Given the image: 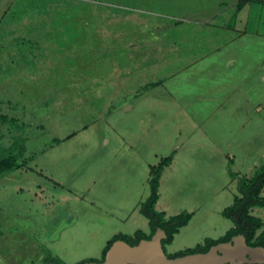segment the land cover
<instances>
[{"label": "rangeland", "instance_id": "374dc122", "mask_svg": "<svg viewBox=\"0 0 264 264\" xmlns=\"http://www.w3.org/2000/svg\"><path fill=\"white\" fill-rule=\"evenodd\" d=\"M237 1L0 0V149L19 165L0 177V264L100 259L173 151L156 210L192 216L166 253L233 227L229 172L264 164V47Z\"/></svg>", "mask_w": 264, "mask_h": 264}, {"label": "trees", "instance_id": "16d2710c", "mask_svg": "<svg viewBox=\"0 0 264 264\" xmlns=\"http://www.w3.org/2000/svg\"><path fill=\"white\" fill-rule=\"evenodd\" d=\"M249 0H238L237 10H241ZM175 152H171L168 156L159 160L152 166L149 171L147 180L149 195L139 204L138 212L148 221L150 233L145 234L140 230L135 231L132 235L117 234L111 237L102 249L100 259H85L75 264L98 263L104 259V256L113 242L121 240L130 246L137 245L141 240H149L157 229L164 231L166 238L162 241V247L170 245L173 237L178 233L179 229L185 226L190 220L192 213H180L173 217L165 219L164 212L155 210V204L158 200L159 179L165 167L169 166ZM19 169L15 156L9 152L0 149V177L3 174L13 172ZM230 177L236 180V190L238 195L234 196L232 204L224 208L221 212L222 216L232 221L233 227L218 239L207 238L202 245H196L194 248L185 249L174 254H167L168 258L182 257L189 254L205 253L210 247L219 243L228 242L233 236L244 235L247 245L251 247H264V232L255 237L256 232L262 228L263 222L250 214L253 207L264 208V195L261 191L264 187V164H262L250 178L244 176L239 177L229 172ZM56 264H65L60 259L56 260Z\"/></svg>", "mask_w": 264, "mask_h": 264}, {"label": "water", "instance_id": "95a60500", "mask_svg": "<svg viewBox=\"0 0 264 264\" xmlns=\"http://www.w3.org/2000/svg\"><path fill=\"white\" fill-rule=\"evenodd\" d=\"M165 238L164 231L157 229L149 240H141L134 246L118 240L112 243L101 262L84 264H264V247L247 245L244 235L233 236L205 253L176 258H168L163 250Z\"/></svg>", "mask_w": 264, "mask_h": 264}, {"label": "crops", "instance_id": "0c3cea01", "mask_svg": "<svg viewBox=\"0 0 264 264\" xmlns=\"http://www.w3.org/2000/svg\"><path fill=\"white\" fill-rule=\"evenodd\" d=\"M219 4V3H218ZM217 4V5H218ZM255 6H257V4L256 3H254L253 1L252 2H248L243 8V10L244 11H246V22H245V24H246V28H247V40L245 41V46L246 47H248V48H252L253 47V45H252V43H253V41H255L257 44H262V46L264 47V11H263V13L261 14V17L262 18H258V17H256L257 16V11H259V9H257ZM242 11V10H241ZM260 23L262 24V26L260 25ZM239 41H232L231 42V45L232 46H235L236 45V47H239ZM244 46V47H245ZM237 60H238V58L237 59H235V60H233V61H231V62H227V60H226V65H228V64H231L230 65V67H232L233 65H236V63H237ZM262 63L264 64V57H263V59H262ZM262 64V65H263ZM259 74H260V76L261 75H264V67H263V69L261 70V72H259ZM262 80H264V76L262 77ZM126 147L128 146L127 144H126V142L124 141V143H123ZM130 145V144H129ZM128 149L129 150H131V149H133V148H130L129 146H128ZM177 153H178V151L174 154V156H173V159H172V161H171V163H170V165L169 166H167V167H165L164 169H163V171H162V174L164 173V171L167 169V168H169L171 165H172V163L175 161V158H176V155H177ZM161 174V175H162ZM148 195H149V188H148V194L147 193H143L141 196H138L137 198H136V207H139V204L141 203V202H143L147 197H148ZM158 201V200H157ZM232 204V203H231ZM156 205H157V202H156V204H155V210H156ZM252 209V208H251ZM251 209H250V214H251ZM157 211V210H156ZM158 212H163V211H158ZM139 213V212H138ZM141 216V215H140ZM130 218V215L128 214V212H126L125 214H121V218L119 219V218H116V219H118L119 221H123V222H127L128 221V219ZM139 218V217H138ZM142 218H144V217H142ZM165 219H167V217L165 216ZM139 227H138V229L137 230H140V231H142L143 233H145V234H149L150 233V229H149V225H148V221L144 218V219H141V218H139ZM189 222V221H188ZM263 222V221H262ZM188 224V223H187ZM187 224L185 225V226H183L182 228H184V227H186L187 226ZM263 226H264V222H263ZM263 226H262V229H263ZM137 230H135V231H137ZM180 230V229H179ZM134 231V232H135ZM134 232H132L131 234H128V233H126V232H118V233H115V234H113L111 237H113L114 235H117V234H124V235H132ZM179 232V231H178ZM178 234V233H177ZM175 236H176V234L174 235V237H173V241H172V243L170 244V245H167L166 246V248H172V246H173V244H174V238H175ZM110 237V238H111ZM109 238V239H110ZM108 239V240H109ZM104 248V246L101 248V252H102V249ZM185 249H187V248H179V250L177 249V251H175L174 252V250H173V252H169V253H176V252H179V251H182V250H185ZM101 254V253H100ZM77 262H79V261H75L74 263H77ZM73 263V264H74Z\"/></svg>", "mask_w": 264, "mask_h": 264}]
</instances>
